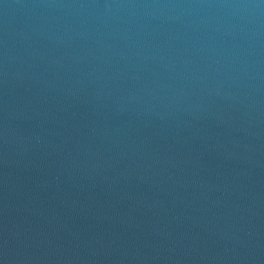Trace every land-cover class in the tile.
<instances>
[{
    "label": "water",
    "instance_id": "water-1",
    "mask_svg": "<svg viewBox=\"0 0 264 264\" xmlns=\"http://www.w3.org/2000/svg\"><path fill=\"white\" fill-rule=\"evenodd\" d=\"M0 264H264V0H0Z\"/></svg>",
    "mask_w": 264,
    "mask_h": 264
}]
</instances>
